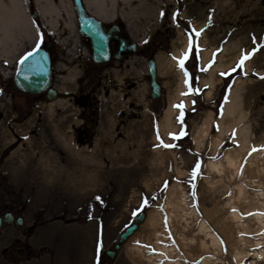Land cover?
<instances>
[{"label": "rangeland", "instance_id": "374dc122", "mask_svg": "<svg viewBox=\"0 0 264 264\" xmlns=\"http://www.w3.org/2000/svg\"><path fill=\"white\" fill-rule=\"evenodd\" d=\"M147 2L152 11L113 20L128 36H137L132 37L136 51L103 64L91 60L75 17L73 28H68L67 13L60 11L56 30L61 41L49 31L56 41L52 66L57 99L23 93L9 82L11 95L0 104V215L11 212L24 222L0 226V264H143L129 251L128 245L134 244L144 248L146 257L157 252V261L163 260L168 255L154 244L162 240L145 222L112 259L105 254L137 214L157 210L164 231L159 225L158 230L167 244L175 245L177 258L198 264L191 257L194 243L184 246L181 239L182 234L199 235L198 214L183 216L185 221L168 216L170 196L178 194L188 201V212L213 208L214 216L221 215L219 226L230 225L226 229L234 237L235 250L248 248L242 237L257 236V225L249 231L238 226L250 215L236 220L224 212L234 203L235 211L243 214L235 198L237 183L249 196L262 190L248 186L246 179L264 184L263 176L243 173L253 152L261 150L258 158L264 159V0ZM29 5L38 13L31 1ZM34 21L45 38L47 28L39 13ZM235 42L240 44L233 51ZM36 46L37 41H22L16 59ZM190 46L182 69L179 60ZM152 56L161 85L155 99L149 94L146 65ZM168 58L175 60L172 68ZM223 59L234 62L221 68ZM178 69L184 76L183 91H178ZM235 84H241L237 95L247 117L222 121L220 130L217 118ZM176 93V128L163 132L159 119ZM181 104L183 108L176 107ZM204 121L210 127L201 135ZM227 150L241 152L240 162L230 166L236 174L233 183L229 167L219 174L206 163L222 160ZM260 230L264 234V226ZM188 248L194 251L190 255ZM255 264H264V257Z\"/></svg>", "mask_w": 264, "mask_h": 264}, {"label": "bare ground", "instance_id": "6f19581e", "mask_svg": "<svg viewBox=\"0 0 264 264\" xmlns=\"http://www.w3.org/2000/svg\"><path fill=\"white\" fill-rule=\"evenodd\" d=\"M29 1L33 7L39 12L41 24L45 26L49 31L53 32L57 36V41H61L60 35L56 30V24L60 18V11L67 13V18L64 24L68 28H73V12L70 0H0V72L2 74H11L16 65V57L20 53L18 52L22 41L36 42L38 39V31L33 22L31 21L27 8L30 6ZM88 11L93 14L95 17L99 18L104 23H110L115 20L116 17H128L146 12L152 11L153 6L149 4L147 0H83ZM130 22V20H129ZM131 36L137 39L134 33L130 32ZM238 42L233 43L231 50L233 51L239 47ZM186 42L182 44L181 49H185ZM176 56L181 54L180 50H176L174 53ZM160 60H163V56H159ZM162 58V59H161ZM165 60V59H164ZM234 62L232 59L229 62H225L224 59L220 63L219 67L224 68L225 66L230 65ZM175 60L168 58L166 64L172 68ZM0 73V74H1ZM179 76V87L178 91H183L184 86L183 81V72L178 69ZM239 82V81H238ZM237 83V82H236ZM243 83V82H242ZM238 84V83H237ZM233 85L230 89L226 101L221 107V116L217 118L219 129L222 128L223 122H239L246 119V114L241 109V102L238 100V88L241 86ZM183 93V92H182ZM180 96V93L172 95L169 99L168 105L163 112V115L159 119V127L163 132L167 130H175L173 125L172 115L175 111L173 104L175 103L177 97ZM230 117L228 120L227 118ZM229 123V122H227ZM210 124L208 122H203L202 124V133L201 135L206 134ZM242 135H246L244 128L240 129ZM245 141V140H244ZM262 153L261 150L253 152L251 155L252 160L247 163V167L243 170V173H246V176H253L254 178L264 177V159L262 161L258 158ZM241 152H236V150H227L222 160L217 162L208 161L206 162L212 169H215L219 174L223 173L224 168L229 167L227 170V175H230V181L233 183L234 177L236 174L231 171V165H237L240 162ZM241 179V178H240ZM260 180V179H259ZM259 180H250L246 179L245 182L248 186H261L260 192H254V196H249L248 192L244 189L242 183H237V195L236 199L240 200L242 203L243 214L235 211V204L225 210V213H228V216L233 219L238 218V220H243L242 215H250L246 221H243L238 224L242 227V230H252L251 225H257L255 234L257 235L254 239H246L242 237V240H245L247 243V249L235 250L234 248V237L228 233L226 229L229 224H224L219 226L220 217L214 216L213 208L207 210H198L197 208L192 211H186L188 209V201L182 194L177 196H170V200L167 203L170 210L168 211V216H174L179 219L185 217H196L198 214L199 220V235L197 236V231L193 232L192 235L182 234V242L184 246H187L191 243H194L195 252L188 248V255L190 252H194V255L191 253V257L194 256L195 261L199 262L198 264H240L244 258H250L249 263L246 264H255L256 258L264 257V234L260 229L264 226V184ZM241 200H245L242 201ZM263 213V214H262ZM200 214V215H199ZM189 215V216H188ZM184 221L186 218H183ZM146 224L150 225L152 233L155 234V237L161 238V242H154L156 248L159 252L165 253L168 257H164L163 260H159L161 255L157 252L150 253L147 257L142 252L144 248L140 244L128 245L129 251L131 254H136L140 260H144L143 264H183L184 261H180L177 257L179 253L176 251L175 245L165 242V238L161 235V231L158 230V225L160 230L164 231L162 224V214L159 210L157 211H148L144 221ZM225 226V228H224ZM230 226V225H229ZM135 236H132L133 239ZM129 243L126 242V245ZM192 245V244H191ZM198 247V251H197ZM232 249L235 250V253L232 254ZM235 256V257H234ZM173 257V258H172ZM236 258V259H235ZM193 261V260H192ZM188 264V263H187Z\"/></svg>", "mask_w": 264, "mask_h": 264}, {"label": "water", "instance_id": "95a60500", "mask_svg": "<svg viewBox=\"0 0 264 264\" xmlns=\"http://www.w3.org/2000/svg\"><path fill=\"white\" fill-rule=\"evenodd\" d=\"M71 6L76 17L79 32L86 37L87 44L90 49V55L94 62L104 63L111 57L121 58L124 53H132L136 50V44L121 33L112 35L117 29L106 28L103 21L91 14L86 8L83 0H70ZM28 12V8H27ZM31 20L37 16L36 12H31ZM115 40L118 47L115 51L110 48V41ZM48 50L52 48L48 45ZM41 47L35 48L25 55L20 60L19 67L13 75L15 86L27 93H40L46 91V97L53 100L57 97L56 91L50 87L51 85V60L49 51ZM32 55H29V54ZM27 57V59H24ZM149 75L150 97L155 99L161 95V85L157 80V68L155 57H149L146 60ZM146 217L145 212H140L133 219V223L127 226L118 236V242L113 245V249L105 251L106 256L112 259L115 252L120 249L124 243L141 225ZM2 223L15 225L23 224V217H15L11 212H5L0 215V226ZM108 264V263H105Z\"/></svg>", "mask_w": 264, "mask_h": 264}, {"label": "flooded vegetation", "instance_id": "af4514ba", "mask_svg": "<svg viewBox=\"0 0 264 264\" xmlns=\"http://www.w3.org/2000/svg\"><path fill=\"white\" fill-rule=\"evenodd\" d=\"M36 28H37V31L39 33L38 39H37V46L36 47H41V48H43L45 50H48L47 47H48V45H50L51 48H52L51 51L48 50L49 51V55H50V60H51V69H52V73H51V85H50V87L53 88L56 91L57 96H58L59 95L58 94V90L56 89L55 85L53 84V66H52V60H53L52 59V56H53V53L55 51V44H54V42H56L57 40L56 41L55 40L54 41L52 40V38L50 37V34H49V30H47V33H46L45 38H44L40 34V32H39L38 26ZM106 28L107 29L108 28H113L114 30L117 29V32L116 31H113L112 32V35H119L120 36L121 33H124L127 36L126 30L123 29L122 26L118 22L112 21L111 23H109L108 25H106ZM85 41L87 43V39L86 38H85ZM109 45H110V48H111L112 51H115L117 49V47H118V44H117V42L115 40H111L110 43H109ZM128 55H129L128 53H124L123 52L121 58H123L125 56H128ZM20 58H18L19 60L18 59L16 60V65L17 66L15 65V68L13 70H11L12 71L11 74H2L0 72L1 73L0 74V104L1 105L4 104V101L3 100L6 98V101H7V99H9V95H11L10 92L8 91L9 82L11 81V83L14 85V87H16L15 84H14V82H13V75H14L17 67L19 66ZM121 58H119V59H121ZM111 59H115V58L114 57H111L109 60H111ZM109 60H107L106 62H108ZM116 60H118V59H116ZM106 62H104V63H106ZM96 64H103V63H96ZM18 90L21 91V92H23V93H27V92H24V91H22L20 89H18ZM40 93L41 94H44V96L46 97V91H43V92H40ZM27 94H31V93H27ZM35 94H39V93H35ZM90 124H91V121H87V125H90Z\"/></svg>", "mask_w": 264, "mask_h": 264}, {"label": "snow or ice", "instance_id": "6c2138e0", "mask_svg": "<svg viewBox=\"0 0 264 264\" xmlns=\"http://www.w3.org/2000/svg\"><path fill=\"white\" fill-rule=\"evenodd\" d=\"M197 35H199V33H197ZM189 40H190V45H191V37H189ZM190 53H191V46H190V48H189V52H186L185 54H184V56H183V58L182 59H180L179 60V66L183 69V67H184V62H185V60L188 58V56L190 55ZM29 55H32L31 53L29 54ZM245 59H248V58H250V57H244ZM24 59H27V57H25ZM242 63H243V61H241V65H242ZM176 107H178V108H183V105L181 104V105H176ZM182 118V117H181ZM255 150V149H254Z\"/></svg>", "mask_w": 264, "mask_h": 264}]
</instances>
